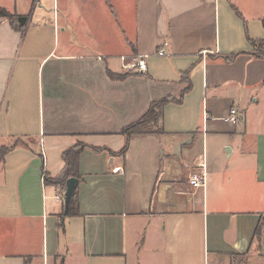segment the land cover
I'll return each instance as SVG.
<instances>
[{
  "label": "crops",
  "instance_id": "crops-1",
  "mask_svg": "<svg viewBox=\"0 0 264 264\" xmlns=\"http://www.w3.org/2000/svg\"><path fill=\"white\" fill-rule=\"evenodd\" d=\"M0 7L29 16L23 32L0 17V264H264V57L248 40H264V0ZM184 73L190 89L163 107L161 131L117 154L119 130L178 98ZM78 142L67 213L44 175H61Z\"/></svg>",
  "mask_w": 264,
  "mask_h": 264
},
{
  "label": "trees",
  "instance_id": "trees-1",
  "mask_svg": "<svg viewBox=\"0 0 264 264\" xmlns=\"http://www.w3.org/2000/svg\"><path fill=\"white\" fill-rule=\"evenodd\" d=\"M0 17L6 19L10 26L20 32L24 31L26 27L28 16L17 15L15 13H10L6 9L0 7ZM262 24L264 26V20H262ZM251 46L254 48V55L261 58L264 57V40H253L248 39ZM256 48V49H255ZM236 54L226 55V56H217L222 58L225 61H231ZM182 78L187 80L186 88L181 92L178 98H174L171 96L163 97L157 100H154L150 103L147 111L136 121L124 126L119 130V133L124 136L125 143L117 152V154L123 155L126 152L128 140L132 135H140V134H149V133H158L161 131L160 121L162 118L163 107L169 102L180 103L182 100L183 94L190 89V83L188 81L187 73L182 74ZM87 146L83 143H76L72 147L64 150L62 153V159L64 161V169L61 175L57 177H48L46 174L44 175V182L53 183L64 191L66 186V180L70 177H75L81 180V176L77 173V165H78V156L80 152L85 149ZM92 150L99 151H108L110 154L113 153L107 148L104 147H92ZM7 148L4 147L0 151V158L3 157ZM77 187V186H76ZM76 187L73 189L71 198L68 204L67 213H71L73 209H75V191ZM260 227H258L255 231V234H259Z\"/></svg>",
  "mask_w": 264,
  "mask_h": 264
},
{
  "label": "built area",
  "instance_id": "built-area-1",
  "mask_svg": "<svg viewBox=\"0 0 264 264\" xmlns=\"http://www.w3.org/2000/svg\"><path fill=\"white\" fill-rule=\"evenodd\" d=\"M158 54H163V51L160 50ZM136 68L138 71H144L145 70V64L142 60L138 61L136 64ZM236 110L234 108H231L229 110V114L227 119L230 120L231 122L236 121ZM187 181L189 185L193 188H199V187H204L206 183V171H205V164L204 160L200 159L199 162L196 164L195 167H193L187 175ZM56 201H60L62 197L60 194H56L55 196ZM45 264H48L45 262Z\"/></svg>",
  "mask_w": 264,
  "mask_h": 264
},
{
  "label": "water",
  "instance_id": "water-1",
  "mask_svg": "<svg viewBox=\"0 0 264 264\" xmlns=\"http://www.w3.org/2000/svg\"><path fill=\"white\" fill-rule=\"evenodd\" d=\"M78 182H79V179H77L75 177H70L66 180V186H65V190H64V209H65V212L67 211L72 191L77 186Z\"/></svg>",
  "mask_w": 264,
  "mask_h": 264
},
{
  "label": "rangeland",
  "instance_id": "rangeland-1",
  "mask_svg": "<svg viewBox=\"0 0 264 264\" xmlns=\"http://www.w3.org/2000/svg\"><path fill=\"white\" fill-rule=\"evenodd\" d=\"M28 20H29V16H28ZM27 23H28V21H27ZM255 49H256V48H255ZM190 170H191V169H190ZM190 170H188V172H189ZM188 172H187V173H188ZM251 258H252V254L249 255L248 260H250ZM210 261H211V258H210ZM224 264H225V263H224ZM247 264H250V262H248Z\"/></svg>",
  "mask_w": 264,
  "mask_h": 264
}]
</instances>
